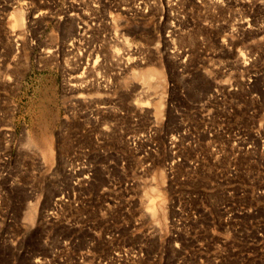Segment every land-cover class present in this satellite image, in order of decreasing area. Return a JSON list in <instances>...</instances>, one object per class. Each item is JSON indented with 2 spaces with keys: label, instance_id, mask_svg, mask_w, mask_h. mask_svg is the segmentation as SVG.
Segmentation results:
<instances>
[{
  "label": "rangeland",
  "instance_id": "rangeland-1",
  "mask_svg": "<svg viewBox=\"0 0 264 264\" xmlns=\"http://www.w3.org/2000/svg\"><path fill=\"white\" fill-rule=\"evenodd\" d=\"M0 264H264V0H0Z\"/></svg>",
  "mask_w": 264,
  "mask_h": 264
},
{
  "label": "bare ground",
  "instance_id": "bare-ground-1",
  "mask_svg": "<svg viewBox=\"0 0 264 264\" xmlns=\"http://www.w3.org/2000/svg\"><path fill=\"white\" fill-rule=\"evenodd\" d=\"M23 21V19H22V17H21V15L19 14V15H17L16 17H15V20L13 19V22L14 23H21ZM74 30L76 31L75 33H74V36H73V40H75L74 38H76V36L77 35H82L83 33L82 32H80L79 31V27L78 26H76V29L74 28ZM136 74V75H135ZM134 75L137 77V78H139V79H141L143 82H147V81H150L151 79H155V78H162V72H160V70H158L157 68H154V67H149L148 69H146L145 71H136V72H134ZM133 75V76H134ZM51 148V153H53V149H52V147H50ZM46 151H48L47 150V148H46V150H45V152ZM51 153H49V155L48 156H50V154ZM48 154V153H47ZM46 155H45V153H44V157H45ZM46 158V157H45ZM48 158V157H47ZM46 158V159H47ZM64 195V194H63ZM58 197V198H57ZM56 198L57 199H60L61 197H62V195H61V197L60 196H57ZM62 199V198H61ZM56 201V200H55ZM60 201V200H59ZM62 201V200H61ZM57 203V202H56ZM54 204V203H53ZM55 205V204H54ZM54 207V206H53ZM56 207H57V205H56ZM154 209H155V196H153L152 194H151V197H150V205L148 206V210H150V211H152V212H155L154 211ZM30 214H31V212H30Z\"/></svg>",
  "mask_w": 264,
  "mask_h": 264
}]
</instances>
